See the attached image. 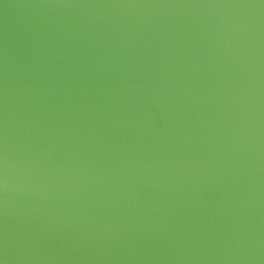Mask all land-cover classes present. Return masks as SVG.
Wrapping results in <instances>:
<instances>
[{
    "label": "water",
    "instance_id": "95a60500",
    "mask_svg": "<svg viewBox=\"0 0 264 264\" xmlns=\"http://www.w3.org/2000/svg\"><path fill=\"white\" fill-rule=\"evenodd\" d=\"M0 264H264V0H0Z\"/></svg>",
    "mask_w": 264,
    "mask_h": 264
}]
</instances>
